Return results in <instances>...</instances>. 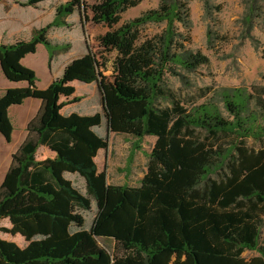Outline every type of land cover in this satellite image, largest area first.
Returning <instances> with one entry per match:
<instances>
[{
  "label": "trees",
  "instance_id": "16d2710c",
  "mask_svg": "<svg viewBox=\"0 0 264 264\" xmlns=\"http://www.w3.org/2000/svg\"><path fill=\"white\" fill-rule=\"evenodd\" d=\"M12 1L30 8L47 0ZM142 1H104L102 20L109 30L98 38L128 69L127 83L115 88L99 82L97 63L76 75L80 82L96 84L103 99L98 111H63L61 97L77 99L76 87L66 80L68 66L49 85L58 99L50 109L47 91L35 76L25 87L0 92V132L7 141L14 131L10 107L28 98L41 101L0 184V222H10L0 226V233L24 238L23 246L0 238V264L89 263L107 254L101 245H90V238L114 240L111 264H264V147L247 143L251 137L264 139V110L256 109L264 107V97L246 88L218 89L228 116L214 100L184 105L167 74L210 64L206 53L186 44L192 41L190 6L184 0H160L121 22L123 13ZM209 4L206 0L207 11ZM82 7L83 0H66L46 26H36L27 38L0 43V52L10 55L39 42L48 48L51 67L57 47L49 29L66 25L65 18ZM252 10L250 5L248 22ZM149 23L164 28L144 35ZM212 35L209 31V44ZM11 63L5 73L20 77L26 68L17 57ZM210 90L203 88L202 96ZM108 132L139 140L154 136L139 186L111 184L99 170L96 158L108 147ZM43 146L54 156L49 164L37 159ZM67 173L83 177L85 189ZM93 207L97 214L88 229L84 211ZM247 250L259 254L247 258Z\"/></svg>",
  "mask_w": 264,
  "mask_h": 264
},
{
  "label": "rangeland",
  "instance_id": "374dc122",
  "mask_svg": "<svg viewBox=\"0 0 264 264\" xmlns=\"http://www.w3.org/2000/svg\"><path fill=\"white\" fill-rule=\"evenodd\" d=\"M65 1L47 0L41 6L30 8H23L9 0L0 2V43L27 38L36 26H46L55 16L56 7ZM104 1L83 0L82 10L66 17V25H55L49 29L48 37L57 47L51 67L48 48L39 42L27 45L24 49L11 51L10 55L0 52V91L11 87H25L30 83L29 79L35 76L38 87L47 91V106L50 109L58 99L49 90V85L53 78L60 77L64 68L68 66L66 80L76 87L77 99L71 100L70 97L68 100L64 96L61 97L58 103L66 102L63 111L90 114L101 109L103 99L96 84L80 82L76 80V75L82 74L93 62L98 65L99 82L102 86L115 88L127 83L128 67L125 61L120 60L116 63L115 54L106 52L103 41L98 38L109 30L102 20ZM184 1L190 6L192 18L190 31L192 41L186 44L193 50H202L210 59L208 66H201L194 72L179 69L181 75L167 74L168 84L182 99L184 105L191 106L205 100H214L224 115L228 116L224 102L217 95L218 89L246 88L264 97V0H208L210 11L205 7L206 0ZM159 3L160 0H143L123 13L121 22L132 19ZM250 5L253 8L252 22L246 19ZM179 27L183 32H188L186 28L180 25ZM163 28L164 24L149 23L144 27L143 34L153 35ZM209 31L213 33L210 44ZM15 57L19 58L26 68L25 71L20 72V77H10L5 73L4 68H9ZM207 87H211V90L202 96L203 88ZM37 101L38 98H28L22 104L10 108L14 140L7 141L0 133V179L5 178L7 167L11 162L9 150L17 145L24 131L23 121L29 116L31 107L29 104ZM256 109L264 110V107L259 105ZM102 130L106 133L104 128ZM108 135V147L101 149L97 154L99 170L106 173L107 180L111 184L139 186L147 170L148 156L155 141L154 136H146L139 140L136 135L130 133L108 132ZM247 143L255 149L264 147V139L257 140L251 137ZM52 158L54 156L47 147L43 146L37 152V159L42 164H49ZM67 177L78 188L85 189L83 177L69 173ZM84 214L87 218L86 228L89 229L97 214V208L84 211ZM0 226L8 227L10 222L8 219L2 220ZM0 238L16 241L20 246L24 245V238L19 234L1 232ZM89 244L101 245L107 249V254L99 256L92 262L80 261L78 264H111V254L115 247L113 239L90 238ZM258 254L252 250L244 252L247 258Z\"/></svg>",
  "mask_w": 264,
  "mask_h": 264
},
{
  "label": "crops",
  "instance_id": "0c3cea01",
  "mask_svg": "<svg viewBox=\"0 0 264 264\" xmlns=\"http://www.w3.org/2000/svg\"><path fill=\"white\" fill-rule=\"evenodd\" d=\"M4 1V0H2ZM1 1V2H2ZM9 1H12V0H9ZM22 63L24 64V62L22 61ZM7 89V88H6ZM4 90V89H1V91ZM0 91V92H1ZM31 107L29 109V116H27L26 118H24V121H23V133H21V138L19 140V142L17 143V145H15L11 150H9V153L11 155V161H12V154L18 150L20 148V146L22 145V143L24 142L27 134H28V129H27V126H28V123L29 121L38 113L40 107H41V101H37L35 103H32V104H29ZM11 108V107H10ZM9 112H10V109H9ZM11 118V117H10ZM12 120V119H11ZM1 133V132H0ZM2 134V133H1ZM3 135V134H2ZM1 137V136H0ZM4 137V136H3ZM2 139V138H1ZM12 139L14 140V133H12ZM11 165V162L9 163V167ZM7 167V169L9 168ZM4 177V176H3ZM4 179L1 177L0 179V183L1 181H3Z\"/></svg>",
  "mask_w": 264,
  "mask_h": 264
}]
</instances>
